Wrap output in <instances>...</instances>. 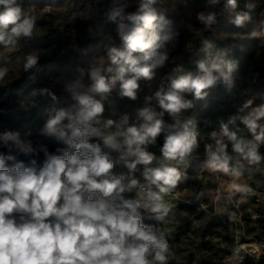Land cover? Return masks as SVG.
Segmentation results:
<instances>
[{
  "label": "rangeland",
  "instance_id": "rangeland-1",
  "mask_svg": "<svg viewBox=\"0 0 264 264\" xmlns=\"http://www.w3.org/2000/svg\"><path fill=\"white\" fill-rule=\"evenodd\" d=\"M25 0H16L20 5ZM28 7H21L24 14L34 22L32 34L27 41L42 40L44 47L32 50L25 57L18 55L23 40L18 37L15 44L0 43V69L6 70L0 79V135L9 132L5 128L8 122L16 125L13 132L20 138L31 142L34 151L28 155L17 150H9L0 142V156H14L15 160H5V166L15 162L35 167L40 171L48 156L71 155L75 149L56 135L40 127L37 118L46 113L55 98L65 102L71 108L76 102L67 91L69 85L79 81L86 90L91 85L90 71L94 67L102 68L106 78L113 75L104 71L108 52L112 47H120L117 34L119 17L112 20V14L123 9L124 14L133 13L141 0H114L112 13L103 10V0H28ZM211 0H156L153 7L164 21H157L156 32L160 36L158 54L167 56L161 66L154 69L153 78H140L136 98L121 95L119 84L103 100L104 112L99 124L106 133L115 132L117 125L122 129L137 126L143 122L140 113L144 109L161 111L155 93L170 87L166 78L172 73L169 66L175 61L174 50L191 49V42L197 38L205 40L210 47L211 60L223 61L231 66L230 82L218 80L212 87L205 89L223 99L221 119L229 131L237 138L252 140L253 137L242 123L253 108L244 105L255 98L264 86V35L253 37L252 32L264 33V0H254L260 7L258 19L248 21L241 27L232 23L236 14L232 9L218 8ZM215 13L216 22L206 27L198 19V14ZM10 31V29H9ZM139 55V54H138ZM29 56L39 60H49L45 64H34L25 69ZM131 77L134 74H127ZM217 75V73H214ZM16 82V83H13ZM20 86L16 103L7 100L11 87ZM100 99L99 94H93ZM1 104H5L2 106ZM36 108L34 117L29 110ZM127 117V123H123ZM173 117L165 113L164 122ZM108 120L114 122L111 128H105ZM64 123H68L67 120ZM264 123V121H262ZM71 135L70 130H66ZM89 143H99L102 154L113 162L112 176H124V183L136 179L140 184L144 180L145 168L176 167L181 172V180L169 194L163 196V202L171 205L164 221L155 219V213L141 208L142 223L151 226L157 235H163L169 251L166 264H264V150L259 144L258 162L238 158L234 165L240 173H229L216 166L210 158L197 163L186 173V160L177 157L149 165L137 164L130 171L127 164L135 157L121 158L122 153L103 145L102 140L90 137ZM35 161V164H32ZM136 189L124 193L126 199L136 198ZM19 221V213L13 214ZM250 246L256 256L245 250ZM151 259V255L149 256Z\"/></svg>",
  "mask_w": 264,
  "mask_h": 264
},
{
  "label": "clouds",
  "instance_id": "clouds-1",
  "mask_svg": "<svg viewBox=\"0 0 264 264\" xmlns=\"http://www.w3.org/2000/svg\"><path fill=\"white\" fill-rule=\"evenodd\" d=\"M211 2L216 4L219 0ZM155 3L156 0H141L133 13L124 14L120 9L112 14V20L119 17L116 30L122 42V48L112 47L108 52L110 62L119 65L115 74L106 78L102 68H92L91 85L86 90L79 81L69 85L67 91L76 103L69 109H60L47 122L48 134L56 135L75 149L71 155L46 152L48 159L40 171L23 162L6 167L5 160L14 161L15 157L0 156V264H166L167 241L142 223L139 210H150L156 220L164 221L172 206L163 202V196L177 187L181 172L173 166L145 168L146 184L136 179H129L125 184L124 176L111 175L113 162L102 154L101 145L89 143V138H99L105 147L121 152L122 159L135 157L127 164L130 171L137 164L149 165L153 161L154 154L147 146L154 144L162 132L165 136L160 152L165 158L190 155L197 141L189 132L188 124L177 121L166 126L163 116L167 113L175 118L191 106L184 93H194L200 98L218 80L230 82L231 66L215 59L205 60L198 65L199 74L186 72L172 79L167 91L161 89L155 93L161 111L142 110L143 122L139 127L122 129V125H117L115 132L106 133L94 126L100 123L99 117L104 112L102 101L117 84L121 95L135 99L138 80L152 79L154 69L167 59L157 52L160 36L155 22L164 21V16L157 14ZM227 6L235 10L237 0H227ZM198 19L211 27L216 15L200 13ZM249 20L250 14L240 11L232 23L241 27ZM33 27V20L24 14L16 0H0V43L15 44L14 38L30 36ZM251 35L257 37L264 33ZM36 62V57L29 56L25 69ZM128 73L134 75L128 77ZM5 74L6 70L0 69V79ZM93 94H99L100 99ZM251 104L249 100L244 107L249 108ZM262 121L264 105L252 108L243 117L242 123L252 140L238 139L235 133L224 130L232 141V152L249 163L261 159L258 148L264 142ZM123 123H127V117ZM113 124L108 120L104 127L111 128ZM66 130L71 131L70 136ZM0 142L9 150L25 155L34 151L31 142L22 140L18 132H5L0 135ZM206 153L218 168L227 171L233 157L228 154L226 144L217 141L214 148L207 145ZM133 189L137 190L136 198L126 199L123 194ZM14 213L20 214L19 221Z\"/></svg>",
  "mask_w": 264,
  "mask_h": 264
},
{
  "label": "trees",
  "instance_id": "trees-1",
  "mask_svg": "<svg viewBox=\"0 0 264 264\" xmlns=\"http://www.w3.org/2000/svg\"><path fill=\"white\" fill-rule=\"evenodd\" d=\"M253 1L254 0H237V8L235 10H232L235 12H248L250 14V20L248 22H255L258 19V15L260 13L261 8L254 5ZM248 5H251L252 7H248ZM20 6L28 7V0H25L23 3L20 4ZM217 6L220 9H231L227 6V0H219ZM113 8L114 0H103V10L107 15H110L112 13ZM20 38L23 40V44L17 53L23 58H25L30 53V51L44 47L42 44V40L27 41L26 39L28 38V36H21ZM119 48H122V42H120ZM174 53L175 61L169 66L168 70V72L172 74L171 76L166 78V84L169 87L171 86L172 79L176 78L179 75H182L186 72L199 74V63L205 60H211L210 47L205 42V40L200 38H197L191 42V49L189 51H185L182 48H176L174 50ZM47 62H49V60L37 59V62L35 64H45ZM118 67L119 65L112 64L108 59L104 63L103 68L106 73L114 75ZM108 68H111L112 71L109 72ZM20 89V86L11 87V89L6 95L7 100L13 104L16 103L19 99L18 91H20ZM205 92L207 94L200 98H197L194 93H184V98L191 102V106L185 110H182L181 113H179L175 118L170 119L168 122L165 123V125H172L179 121L181 125L188 124L189 132L195 135L197 147L193 150L190 155H186L182 158L187 162V168L185 170L187 174H190V171L197 165L198 162L210 158L206 153V146L212 145L214 148L217 141L226 144L228 154L233 157V159L230 160L228 163V172L240 173V170L234 165V162L239 157L232 152V141H230L228 139V136L225 135L224 130L226 126L224 125L221 119V107L223 105V99L219 95H213L212 93L206 90ZM60 100V97L55 98L53 104L47 108L46 113L37 118V123L40 127H46V124L49 119L55 116L56 112L60 109H69L67 104L65 102H60ZM1 105L5 106V104ZM261 105H264V86L260 90L259 94L252 100L253 108L259 107ZM29 112L30 116L34 117V115L36 114V108H31ZM15 125L16 124L14 122H8L5 125V128L9 130V132H13ZM227 132L229 133L228 129ZM164 136L165 132H162L156 138V142L154 144H150L147 146V150L150 153L154 154V162H160L162 160L168 159L165 158L160 152V147L164 142ZM244 261L245 264H250L249 258H244ZM258 263L261 264L260 262Z\"/></svg>",
  "mask_w": 264,
  "mask_h": 264
},
{
  "label": "water",
  "instance_id": "water-1",
  "mask_svg": "<svg viewBox=\"0 0 264 264\" xmlns=\"http://www.w3.org/2000/svg\"><path fill=\"white\" fill-rule=\"evenodd\" d=\"M245 250H246L247 252H249L250 254H252V255L256 256V253H255V252H253V249H252V247H250V246H246V247H245Z\"/></svg>",
  "mask_w": 264,
  "mask_h": 264
},
{
  "label": "built area",
  "instance_id": "built-area-1",
  "mask_svg": "<svg viewBox=\"0 0 264 264\" xmlns=\"http://www.w3.org/2000/svg\"><path fill=\"white\" fill-rule=\"evenodd\" d=\"M49 219H53L54 220V218H52V217H50Z\"/></svg>",
  "mask_w": 264,
  "mask_h": 264
}]
</instances>
